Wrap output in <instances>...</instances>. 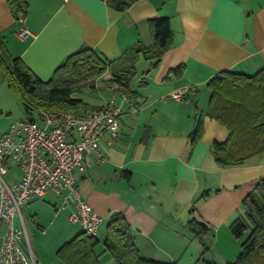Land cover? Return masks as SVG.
<instances>
[{
	"label": "crops",
	"instance_id": "0c3cea01",
	"mask_svg": "<svg viewBox=\"0 0 264 264\" xmlns=\"http://www.w3.org/2000/svg\"><path fill=\"white\" fill-rule=\"evenodd\" d=\"M28 3L21 25L6 0H0V35L7 52L21 58L43 81L83 49L114 62L139 42L150 47L149 21L169 20L171 48L156 70H152L153 62L139 61L134 88L141 98L125 103L122 138L105 143V159L97 163L92 155L93 166L77 174L80 197L104 219L96 237L106 225L105 239L109 218L120 213L147 259L203 264L204 247L191 239L196 237L189 223L195 218L210 227L204 240L212 257L209 261H235L241 248L231 226L245 216L243 202L264 178V155L240 167L219 166L212 147L227 141L230 133L209 117H204L203 135L195 145L191 136L197 118L208 110L207 84L216 74L234 71L254 76L264 69V0H139L126 12H117L102 0ZM22 27L33 37L21 40L17 33ZM179 69L182 72L176 73ZM110 80V73L95 80L101 87L94 91L109 97L91 107H101L113 98L114 92L104 85ZM115 95L122 100L121 94ZM46 198L50 209L41 204ZM25 206L27 229L29 216L36 225L35 236L43 241L58 244L83 233L80 225L76 224L79 230L68 225L74 204L63 208L54 193L31 199ZM5 232L6 225L0 222V256ZM51 252L35 258L50 264ZM97 255L101 264H115L109 253L99 249Z\"/></svg>",
	"mask_w": 264,
	"mask_h": 264
},
{
	"label": "trees",
	"instance_id": "16d2710c",
	"mask_svg": "<svg viewBox=\"0 0 264 264\" xmlns=\"http://www.w3.org/2000/svg\"><path fill=\"white\" fill-rule=\"evenodd\" d=\"M102 1L117 12H126L139 0ZM6 2L17 20L20 16L26 17L28 0ZM149 28L152 37L150 47L139 42L114 62H107L93 50L83 49L71 55L47 81L39 79L21 58H7L6 43L0 35V75L10 88L23 94L25 108L29 113L39 108L73 110L76 113L101 109L91 107L77 97L85 89L94 91V86H89L90 81L94 82L107 73L111 74V80L104 82L106 88L111 90L117 86V90L112 91L114 94L119 93L127 97L129 102L137 101L141 95L135 90L134 82L138 76L139 61L143 59L153 62L152 70H156L163 55L171 48L173 40V31L168 19L151 20ZM207 86L211 92L209 106L207 112L196 120L191 136L193 145L202 138L203 120L204 117H209L222 124L230 133L227 141L213 144L212 153L219 166L240 167L252 158L264 155V69L254 76L234 71L219 72ZM243 205L245 216H241L231 226V232L236 238L244 236L247 232L249 235L243 242L237 259L229 264H264V178L246 197ZM189 227L204 247L203 264H216L204 258L208 250L204 240L210 232V227L195 218L190 221ZM100 243L97 237L87 236L83 232L64 244L58 250L57 257L63 264H101L96 253ZM103 247L104 251L113 257L115 264H168L142 256L135 243L131 226L120 213L109 218Z\"/></svg>",
	"mask_w": 264,
	"mask_h": 264
},
{
	"label": "built area",
	"instance_id": "2783aa9c",
	"mask_svg": "<svg viewBox=\"0 0 264 264\" xmlns=\"http://www.w3.org/2000/svg\"><path fill=\"white\" fill-rule=\"evenodd\" d=\"M24 21L20 16L18 22L23 25ZM17 36L26 41L33 34L22 27ZM89 86L100 89L95 81ZM115 90L117 86L111 89ZM122 97L110 98L101 109L83 113L34 109L27 120L14 123L0 136V222L6 225L1 264H40L32 249L23 208L31 199L49 192L62 200L63 208L74 204L71 224L80 225L87 236L98 235L104 219L81 199L76 176L93 166L92 155L97 156V163L105 159L102 151L106 142L113 144L122 138L120 118L125 103H129ZM11 162L19 169L20 178L9 183L6 177Z\"/></svg>",
	"mask_w": 264,
	"mask_h": 264
},
{
	"label": "rangeland",
	"instance_id": "374dc122",
	"mask_svg": "<svg viewBox=\"0 0 264 264\" xmlns=\"http://www.w3.org/2000/svg\"><path fill=\"white\" fill-rule=\"evenodd\" d=\"M4 51H5V49H4ZM5 55L7 58H15L7 51H5ZM117 96H119V95H115V94L113 95V97L116 99L119 98ZM108 97L109 96H107V93H105V92L99 93L98 91L85 89L83 91V93L81 95H79L77 98L83 99L85 102H87L91 105H96L99 102L102 103V101ZM25 105H26V101H25L23 94H21V92L19 93L18 91H15L14 89L10 88L8 83L2 80L0 82V136H2L4 133H6L14 123L25 121L29 118V112L25 108ZM9 166H10V170H9L8 176L6 177V180L9 183H12L14 180H17L18 178H20V171L17 168V166L14 165V163H12V162L9 163ZM51 196H53V195H51ZM39 201H43V200H39ZM41 204L45 205L49 209L51 207L48 204V198H46V201H43ZM25 207L23 208L24 212H25ZM26 217H28V219H29V216H26ZM28 219H27L28 233L30 236L32 249H33V252L35 253V255H38V254L45 255L47 253L49 254L51 252L50 248L54 247L55 251L51 252L54 255H52V257L49 259L50 264H63L61 261H59V259L57 257V252H58L59 248H61L64 244L71 241L75 237V235H72L73 237H71V239H68V240L66 239L62 243H58V244L48 243L46 241H43L42 236H40L38 234H37V237L35 236L34 231L36 230V225L30 223ZM68 225L69 226L71 225V227H74V228L76 227V229L78 228V230L80 229L79 226L76 224L72 225L69 222ZM105 232H106V225L103 226L102 230L100 231L99 236L97 237L101 241L98 248H96L97 254L99 253V249L101 250V252L104 251L103 250L104 249L103 248V242L105 239H103L102 234L103 233L105 234ZM248 235H249V232H247L244 236H242L240 238L234 237L235 239H237L236 241H239V247L240 248H242V244L247 239ZM193 237L194 236H192L191 239H195V240H197V243H200V241L198 239L193 238ZM229 243L230 242L227 241L226 244H229ZM231 247H232V243H231ZM205 248H208V247L205 246ZM202 252H204V251H202ZM205 255H207V261L209 262V260L212 259V257L209 255V250L206 251ZM213 258H214V256H213ZM230 262L231 261H226L225 263H221V264H229Z\"/></svg>",
	"mask_w": 264,
	"mask_h": 264
}]
</instances>
